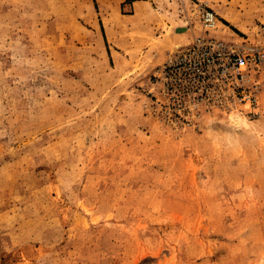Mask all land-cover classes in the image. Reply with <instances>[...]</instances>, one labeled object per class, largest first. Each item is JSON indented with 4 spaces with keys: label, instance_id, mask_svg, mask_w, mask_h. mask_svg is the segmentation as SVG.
I'll return each instance as SVG.
<instances>
[{
    "label": "rangeland",
    "instance_id": "obj_1",
    "mask_svg": "<svg viewBox=\"0 0 264 264\" xmlns=\"http://www.w3.org/2000/svg\"><path fill=\"white\" fill-rule=\"evenodd\" d=\"M0 264H264V0H0Z\"/></svg>",
    "mask_w": 264,
    "mask_h": 264
},
{
    "label": "built area",
    "instance_id": "obj_2",
    "mask_svg": "<svg viewBox=\"0 0 264 264\" xmlns=\"http://www.w3.org/2000/svg\"><path fill=\"white\" fill-rule=\"evenodd\" d=\"M201 19L205 26H213L215 24L214 16L211 11L201 10ZM245 61L244 57L237 56L235 58V64L241 66Z\"/></svg>",
    "mask_w": 264,
    "mask_h": 264
},
{
    "label": "bare ground",
    "instance_id": "obj_3",
    "mask_svg": "<svg viewBox=\"0 0 264 264\" xmlns=\"http://www.w3.org/2000/svg\"><path fill=\"white\" fill-rule=\"evenodd\" d=\"M212 14H213V12H212ZM213 16H214V14H213ZM214 21H215V17H214ZM231 22H233L234 24H237V22L235 20H232L231 19ZM231 118H232L233 121H236L237 123H239L240 120H241V114H240V112H237V111L233 112L231 114Z\"/></svg>",
    "mask_w": 264,
    "mask_h": 264
},
{
    "label": "crops",
    "instance_id": "obj_4",
    "mask_svg": "<svg viewBox=\"0 0 264 264\" xmlns=\"http://www.w3.org/2000/svg\"><path fill=\"white\" fill-rule=\"evenodd\" d=\"M128 7L131 9V8H134L135 6H134V2H132V3H130V4H128ZM176 29H180V28H176Z\"/></svg>",
    "mask_w": 264,
    "mask_h": 264
}]
</instances>
